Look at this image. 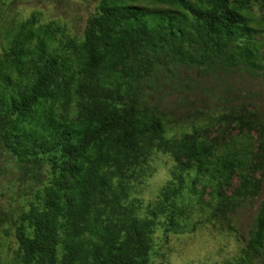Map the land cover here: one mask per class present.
<instances>
[{"label": "trees", "instance_id": "1", "mask_svg": "<svg viewBox=\"0 0 264 264\" xmlns=\"http://www.w3.org/2000/svg\"><path fill=\"white\" fill-rule=\"evenodd\" d=\"M256 5L101 0L83 41L35 16L8 33L0 57V148L30 175L49 171L36 202L12 222V264H151L156 229L180 227L192 175L220 189L239 175L241 194H259L248 132L221 144L175 137L146 98L168 57L200 68L264 71V16ZM123 98L128 102L120 104ZM158 154L174 166L157 203L141 215L135 189ZM263 258L264 202L239 264Z\"/></svg>", "mask_w": 264, "mask_h": 264}, {"label": "rangeland", "instance_id": "2", "mask_svg": "<svg viewBox=\"0 0 264 264\" xmlns=\"http://www.w3.org/2000/svg\"><path fill=\"white\" fill-rule=\"evenodd\" d=\"M100 2L1 0L0 57L8 49V33L32 16L39 24L56 22L65 28V37L83 41L86 25L97 14ZM257 3L253 10L262 18L263 0ZM261 54L264 58V47ZM167 61L155 76L157 83L147 88L146 98L151 107L167 116L171 135L208 138L221 144L248 132L254 141L252 174L262 185L252 197L239 192V175L223 189L192 175L184 192L180 227L170 233L162 227L156 229L151 264H239L264 202V71L200 68L169 57ZM127 102L126 98L119 100L120 104ZM149 164L148 176L134 193L142 205L141 215L157 203L174 166L162 154L152 156ZM27 170L0 148V264H12L18 248L13 220L36 202V191L49 181L47 169L33 175ZM255 264H264V258Z\"/></svg>", "mask_w": 264, "mask_h": 264}]
</instances>
